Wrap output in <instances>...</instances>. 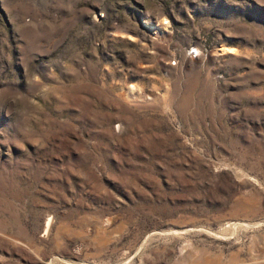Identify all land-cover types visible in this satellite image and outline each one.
Instances as JSON below:
<instances>
[{
	"label": "rangeland",
	"instance_id": "rangeland-1",
	"mask_svg": "<svg viewBox=\"0 0 264 264\" xmlns=\"http://www.w3.org/2000/svg\"><path fill=\"white\" fill-rule=\"evenodd\" d=\"M0 264H264V0H0Z\"/></svg>",
	"mask_w": 264,
	"mask_h": 264
},
{
	"label": "built area",
	"instance_id": "built-area-1",
	"mask_svg": "<svg viewBox=\"0 0 264 264\" xmlns=\"http://www.w3.org/2000/svg\"><path fill=\"white\" fill-rule=\"evenodd\" d=\"M189 54H191V57L195 56L194 52H190ZM170 65L171 66H175L176 65V60L175 59L171 60Z\"/></svg>",
	"mask_w": 264,
	"mask_h": 264
},
{
	"label": "bare ground",
	"instance_id": "bare-ground-1",
	"mask_svg": "<svg viewBox=\"0 0 264 264\" xmlns=\"http://www.w3.org/2000/svg\"><path fill=\"white\" fill-rule=\"evenodd\" d=\"M49 221H50V219H49ZM49 227V226H48Z\"/></svg>",
	"mask_w": 264,
	"mask_h": 264
}]
</instances>
